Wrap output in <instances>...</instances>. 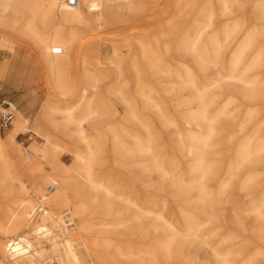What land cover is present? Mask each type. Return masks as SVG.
Returning <instances> with one entry per match:
<instances>
[{
    "label": "bare ground",
    "instance_id": "bare-ground-1",
    "mask_svg": "<svg viewBox=\"0 0 264 264\" xmlns=\"http://www.w3.org/2000/svg\"><path fill=\"white\" fill-rule=\"evenodd\" d=\"M132 1L79 0L78 5L72 6L68 0H0V21H3L4 26L27 34L35 42L42 66L54 90L63 96H68V102H74L65 108L51 106L48 101L45 102L36 122L42 125V121L48 119L53 128L62 130H70V127L74 126V131L66 134L69 138L76 137L83 144L82 149L76 148L73 152V165L67 166L60 160L63 147L56 142L55 136L45 134L43 144H33L30 148L32 155L48 168L46 174H43L16 144L18 134L31 131L28 126L29 119L23 111L17 110L11 132L7 137L3 136L0 124V198L9 199L0 203V264H50L52 256H47L50 252L54 253L53 257L57 258L58 264H109L106 250L112 245V240L106 238L103 233L121 226L124 222L119 219L110 222H92L88 218L95 214H111L115 208V200L125 202V207H135L134 219L131 221L132 224L126 227V235L131 238L138 233V246L135 249L118 248L120 257L129 264H175L177 259L183 260L185 264H196L195 255L187 250L188 244L191 245L192 237H199L198 226L187 219L186 231L181 232L174 223L160 214L153 219L150 226L145 227L142 217L145 216L146 211L126 199L123 193L116 192L104 176L96 174V166L104 163L102 150L83 127V124L98 111L95 90L98 81L108 77L112 70L117 73L119 80L126 76L127 70L133 71L137 93L143 96H147V93L141 60L150 62V68L157 74L166 72L160 63L161 44L157 39H150V45L144 43L136 49L131 42H127L130 37L128 38L125 28L121 31H112L111 35L102 42L91 37L95 28L113 24L123 10H128L132 15L142 13L144 3L141 2L138 7H133ZM185 4L187 0H169L168 6L181 10ZM261 18L264 21V9ZM206 20L207 25L213 22L212 12ZM263 32L264 27L261 30L255 29L243 44L238 45L229 61L231 71L239 69L252 48V42ZM230 33V30L226 31L225 40L229 38ZM198 42L197 37L191 47L196 55L197 64L200 66L217 64L223 48L219 35L213 36L209 44L210 51L207 50L213 53L215 57L213 61L210 60L208 53H204L198 47ZM55 48L62 50L56 54ZM2 54L4 59H0V67L9 66L6 78L16 87L18 79L15 80L14 77L17 69L22 71L24 61L19 60L15 43L11 42L6 34L0 33V56ZM152 60L154 62H151ZM18 63L22 65L20 68ZM263 63L264 45L258 49L254 58L246 63L242 71H250ZM184 69L189 77V66H184ZM223 78L242 84L239 90L242 101L254 104L249 108L246 107L245 117L239 125V131H243L246 124L252 123L258 116L260 111L258 104L264 98V89L258 88L260 86L258 82H248L235 74H227ZM189 80V85L196 90L189 102H196L197 107L189 112L187 123L190 127L186 135L181 137L180 142L183 145L187 138L191 139L193 147L191 155L194 159L191 170H195L193 181L196 182L193 186L203 201V211H212L216 207V202L224 200L229 177L235 174V171L243 168L248 162L264 163V120L254 124L251 133L239 143L234 158L229 164L228 176L218 181L215 191L210 190L207 179L215 175L213 171L215 161L207 157L205 150L217 134L216 123L225 115V109L233 104L236 98L229 97L219 106L214 116H209L213 98L210 97L209 100L207 90L213 86V83H207L204 88L199 89L191 78ZM22 82L26 86L30 81L25 76ZM126 105L133 113L132 104ZM167 121L171 126L175 125L174 121ZM192 124H195L199 131H192ZM144 127L147 130V138L143 139L137 134L132 135L133 146H122L125 153L133 155L151 153L150 143L152 144L155 135L148 129V125ZM36 132L40 131L37 129ZM120 133L124 136L130 135L125 127L121 128ZM114 136L118 139L119 133L115 131ZM152 158L155 167H158V157L153 155ZM16 167L22 170V175L16 172ZM258 178L257 170H248L244 184L255 188L261 187L260 197L255 200V208L251 211L256 214L254 220L259 227L254 233L255 237L264 243L262 219L264 186L258 183ZM17 182L20 184L18 188L15 186ZM47 184L55 185L54 191L50 194L45 190ZM63 209L71 210L73 217L80 219L77 228L79 233L83 234L81 243H78L69 231L63 213L59 212ZM115 213L122 214L120 211ZM215 220L207 219L210 222ZM237 220L241 222L240 219ZM233 236L236 235L231 232L226 238ZM2 238L8 239L3 242ZM214 254L218 257L219 264H232L226 253L222 254L215 248Z\"/></svg>",
    "mask_w": 264,
    "mask_h": 264
},
{
    "label": "rangeland",
    "instance_id": "rangeland-1",
    "mask_svg": "<svg viewBox=\"0 0 264 264\" xmlns=\"http://www.w3.org/2000/svg\"><path fill=\"white\" fill-rule=\"evenodd\" d=\"M141 2L144 3L142 13L132 15L128 10H123L113 24L95 28L91 37L102 42L111 35L112 31H121L125 28L128 38L130 37L127 42H131L136 49L144 43L150 45V39H157L161 44L160 63L166 72L157 74L150 68V62L141 60L144 65L140 62L147 96L137 93L133 71L127 70L126 76L119 80L117 73L112 70L108 77L98 81L95 89L98 111L83 124L85 131L94 138L95 144L102 150L104 163L96 166V174L104 176L116 192L123 193L126 199L146 211L145 216L142 217L145 227L150 226L153 219L160 214L174 223L181 232L186 231L187 219L198 226L199 237H192L191 245L188 244L187 250L195 255L196 264H219L218 257L214 254L215 248L222 254L226 253L232 264H264V243L255 237L254 233L259 227L254 220L256 214L251 211L255 208V200L260 197L261 187L255 188L244 184L246 172L255 169L259 172L258 183L264 186V163L248 162L243 168L235 171V174L229 177L224 200L216 202L214 210L204 212L203 201L193 186L196 182L193 181L195 170H191L194 160L191 155L193 149L191 139L187 138L188 142L183 145L180 142L181 137L186 135L190 127L187 123L189 112L197 107L196 102H189L196 92L189 85L190 78L199 89L204 88L207 83H213V86L207 90L209 100L210 97L214 99L211 100L209 116H214L226 99L236 98V101L225 109V115L216 123L217 134L205 150L207 157L215 161L213 169L215 175L207 179L210 190L215 191L218 181L228 176L227 170L239 143L251 133L254 124L264 120L263 98L258 104L260 109L258 116L252 123H247L243 131H239V125L245 117L247 108L254 104L242 101L239 94L242 84L223 78L227 74H235L248 82H258L260 84L258 88L264 89V63L250 71H242L246 63L254 58L258 49L264 45V32L252 42L250 52L237 71H231L229 64L238 45L243 44L255 29H263L264 21L261 17L264 0H187V4L181 10L170 8L169 0H133L132 6L138 7ZM210 12L213 13V22L207 25L206 18ZM2 22L0 21V33L6 34L9 40L15 43L19 60L24 61L22 71L17 69V73L15 72L14 78L18 79L16 87L6 78L9 66L0 67V103L6 101L13 104L15 117L17 110H22L29 119L28 126L31 131L18 134L16 144L21 152L29 157L43 174H46L48 168L32 155L30 148L33 144H43L44 135L49 133L55 136L56 142L63 147L60 160L71 166L74 162V150L83 148V144L76 137L69 138L66 134V132L71 134L75 127L71 126V131L55 129L48 119L43 120L42 125L36 121L45 102L48 101L51 106L60 108L68 107L74 102H68V96H63L54 90L42 66L35 42L27 34L4 26ZM227 30L231 33L225 40ZM215 35H219L223 42L218 63L215 64L216 66L198 65L196 55L191 49L192 43L198 37V47L204 53H208L210 60L213 61L215 57L209 52V44ZM0 59H4L3 54ZM18 64L20 68L21 64ZM184 66H189V77L185 74ZM25 76L30 81L26 86L22 82ZM216 84L218 86H214ZM127 103L132 104L133 113L127 108ZM167 120L174 121L175 125L171 126ZM144 125H148V129L155 135L152 144L150 143L151 153L140 155L125 153L122 146H133L132 135L137 134L143 139L147 138ZM122 127L129 131V136L120 133ZM191 127L192 131H199L195 124ZM11 129L12 126L1 128L3 136L7 137ZM37 129L39 133L36 132ZM115 131L119 133L118 139H115ZM150 154L158 157V167H155ZM15 170L18 174L22 173L19 167ZM49 185L45 186V190L50 194ZM15 186L18 188L20 184L17 182ZM6 201L9 199L0 198V203ZM114 206L111 214L90 215L88 219L92 222H110L114 219L124 222L121 226L111 228L103 234L112 240V245L106 250L109 264H129L119 256L118 248L135 249L138 246V233L131 238L126 235V227L132 224L131 221L134 219L135 207H125V202L120 200H115ZM118 211L122 214L117 215L115 212ZM59 212L63 213L69 231L77 242L81 243L83 234L79 233L77 228L80 219L74 218L69 209ZM207 219L216 220L210 222ZM262 219L264 220V214ZM231 232L236 236L226 238ZM150 233L152 235V232ZM7 239L2 238V241ZM255 251L260 253L257 254ZM53 254L50 252L47 256L53 257ZM52 257L50 264H58L57 258ZM175 264L185 263L177 259Z\"/></svg>",
    "mask_w": 264,
    "mask_h": 264
},
{
    "label": "built area",
    "instance_id": "built-area-1",
    "mask_svg": "<svg viewBox=\"0 0 264 264\" xmlns=\"http://www.w3.org/2000/svg\"><path fill=\"white\" fill-rule=\"evenodd\" d=\"M69 4L72 6H76L79 4V0H68ZM61 48H55L54 53H60ZM15 118V107L13 104L2 101L0 103V124L2 128H9L12 126V122ZM55 185L52 184L49 186V192L54 191Z\"/></svg>",
    "mask_w": 264,
    "mask_h": 264
}]
</instances>
